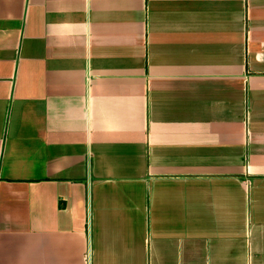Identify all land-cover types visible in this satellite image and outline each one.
<instances>
[{"label":"crops","instance_id":"0c3cea01","mask_svg":"<svg viewBox=\"0 0 264 264\" xmlns=\"http://www.w3.org/2000/svg\"><path fill=\"white\" fill-rule=\"evenodd\" d=\"M0 264H264V0H0Z\"/></svg>","mask_w":264,"mask_h":264}]
</instances>
